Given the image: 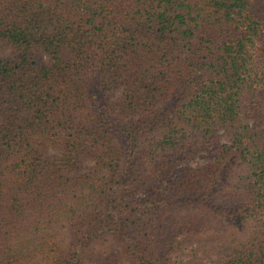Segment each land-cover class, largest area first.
Returning a JSON list of instances; mask_svg holds the SVG:
<instances>
[{
	"label": "trees",
	"instance_id": "obj_1",
	"mask_svg": "<svg viewBox=\"0 0 264 264\" xmlns=\"http://www.w3.org/2000/svg\"><path fill=\"white\" fill-rule=\"evenodd\" d=\"M0 41V264H264V0H0Z\"/></svg>",
	"mask_w": 264,
	"mask_h": 264
},
{
	"label": "rangeland",
	"instance_id": "obj_2",
	"mask_svg": "<svg viewBox=\"0 0 264 264\" xmlns=\"http://www.w3.org/2000/svg\"><path fill=\"white\" fill-rule=\"evenodd\" d=\"M13 55L12 48L6 44L5 42L0 41V60L6 59ZM42 61H46V57L42 56ZM99 95L101 100L104 102H108L112 100L111 98L107 97L104 93H102L99 90ZM218 140L223 144L229 143V138L226 134H224L222 131L218 132ZM47 153L52 156H59L61 154V151L57 147H50L47 150ZM207 162V154L205 153H199L192 158H190L188 161L182 163L179 165V167H190V168H197L200 166H203ZM93 165V161L91 159H85L83 162V168L87 169ZM118 264H126L125 261H120Z\"/></svg>",
	"mask_w": 264,
	"mask_h": 264
}]
</instances>
